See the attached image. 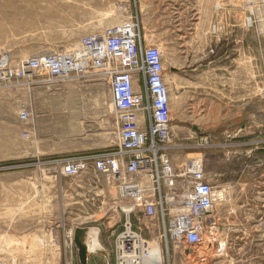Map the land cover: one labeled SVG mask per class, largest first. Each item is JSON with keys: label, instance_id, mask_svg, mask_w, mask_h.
I'll use <instances>...</instances> for the list:
<instances>
[{"label": "rangeland", "instance_id": "rangeland-1", "mask_svg": "<svg viewBox=\"0 0 264 264\" xmlns=\"http://www.w3.org/2000/svg\"><path fill=\"white\" fill-rule=\"evenodd\" d=\"M192 1L47 0L41 5L48 3L50 13L27 16L21 12L23 1L0 0V51L14 59L65 52L81 36L137 19L144 42L161 49L166 68L171 160L180 164L200 159L213 181L220 177L217 172L234 168L246 174L248 182V174L264 173V161L249 166L237 161L243 157L233 142L264 140L263 39L250 41L249 48L229 33L217 40L210 34L216 32L215 25L208 37H200L199 17L190 7L204 10L206 2ZM224 1L212 2L214 15ZM153 18L160 32L153 30ZM209 43L213 48L201 52V45ZM23 108L31 114L24 122L18 117ZM117 133L108 78L102 71L52 83L0 87V264H80L72 240L76 227L99 228V242L108 253V259L92 255L87 264H114L113 242L125 218L121 209L132 202L120 197L112 179L92 169L65 176L54 161L115 149ZM230 175L233 172L227 174L233 179ZM246 181L238 186L214 182L227 197L215 204L214 226L200 244L188 248V254L178 248L167 251L160 221L147 218L142 208L131 214V222L151 245L156 241L162 247L163 264H264V230L231 228L238 215L232 211L242 205V198L253 195ZM215 213L223 214L218 218ZM238 238L251 242L239 245Z\"/></svg>", "mask_w": 264, "mask_h": 264}, {"label": "built area", "instance_id": "built-area-1", "mask_svg": "<svg viewBox=\"0 0 264 264\" xmlns=\"http://www.w3.org/2000/svg\"><path fill=\"white\" fill-rule=\"evenodd\" d=\"M10 55L0 51V87L58 82L86 75L89 70L102 71L108 78L117 147L61 157L54 164L65 176L92 169L112 179L120 197L132 202L121 209L125 218L113 242L114 264L152 260L151 244L130 219L137 208L147 218L160 221V237L167 251L178 248L184 252L202 242L215 224L211 213L219 202L218 186L200 159L184 161L178 167L171 160L166 68L161 49L144 42L137 19L81 36L69 52L38 53L24 59ZM261 96L264 98V87ZM30 115L23 108L18 117L24 122Z\"/></svg>", "mask_w": 264, "mask_h": 264}, {"label": "crops", "instance_id": "crops-1", "mask_svg": "<svg viewBox=\"0 0 264 264\" xmlns=\"http://www.w3.org/2000/svg\"><path fill=\"white\" fill-rule=\"evenodd\" d=\"M209 1H211L210 4ZM213 1L214 0H205L206 4L204 10L198 5L191 4L190 7L191 10L194 7V12L199 17L196 23L198 24L200 37H208L209 34L208 30L210 29L211 31L212 26L215 25L216 32L215 33L210 32V34L212 37L213 36L215 38L217 37L218 38L217 40H219L218 35L223 37L224 33H229L234 38L239 39L237 41H241L243 44L244 42H246L247 47L249 48V45L252 41L256 40V38H261L263 39L262 47L264 50V9L261 8L264 7V1L257 2L256 0H226L223 2V5L220 7L221 9H219L220 13H216L215 15L212 5ZM154 12L156 13V10L155 11L153 10V13ZM245 14H247L248 17H245ZM247 18H249L250 21H247ZM252 18H254L255 20H253ZM160 29H161L160 25L157 23L156 19L153 18V30L160 32ZM170 31L171 29L169 28L168 32ZM203 32L206 33L204 34ZM207 44L201 45L200 47L201 52H203L206 48L211 47L212 45V43H209V45ZM243 52H245L244 49ZM247 52L250 53V51ZM232 86H234L233 82H232ZM9 94H11L10 96L12 98L14 97V93H9ZM262 141L264 140L252 139L248 142L234 141L233 144L235 145L236 148H238L236 152L243 157L237 159V161H244L248 163L247 166H249V163L252 161H264V143ZM244 156L246 157L244 158ZM173 163L177 167L181 164V163L179 164L177 161H173ZM231 169H226V170L224 169L217 172L216 175H219L220 177H218L216 181H213L212 178L211 180L215 183L221 182L222 183L221 185H224V183L229 184L230 182H232L233 184L236 183L235 184L236 186H238L237 184L246 181L247 179L246 174L242 172L237 174L234 168ZM232 172L233 175L230 176H233V179H228L227 174L229 175V173ZM261 182L264 184V173L248 174V182L246 181L244 183H247L246 188H251L250 186H252L253 195L249 196L246 199L242 198L241 199L242 205H239L237 209L232 211L233 214H238V215L237 217L233 218L234 220L232 221L231 228L237 230H247V229L264 230V185L261 186L260 184ZM248 183L249 184L252 183V185H248ZM257 183L260 185H258ZM221 214L223 213H217V214L215 213L216 216L218 215L217 216L218 218L220 216L222 217ZM212 215L214 216V212L212 213ZM237 241L239 245H249L251 239L249 240L244 238H238Z\"/></svg>", "mask_w": 264, "mask_h": 264}, {"label": "water", "instance_id": "water-1", "mask_svg": "<svg viewBox=\"0 0 264 264\" xmlns=\"http://www.w3.org/2000/svg\"><path fill=\"white\" fill-rule=\"evenodd\" d=\"M73 243L77 249L80 264H87L89 258L95 254H101L108 259L107 251L100 245L99 228L76 227L73 231ZM188 254L189 251L186 250Z\"/></svg>", "mask_w": 264, "mask_h": 264}, {"label": "bare ground", "instance_id": "bare-ground-1", "mask_svg": "<svg viewBox=\"0 0 264 264\" xmlns=\"http://www.w3.org/2000/svg\"><path fill=\"white\" fill-rule=\"evenodd\" d=\"M23 1L25 3V7L22 8L21 12L23 15H27V16H31L33 15V13H37V12H46V13H50L52 11V8L50 7V5L47 3L46 7H43L41 5L42 1H47V0H20ZM16 9H18V7L16 6ZM126 23V22H125ZM120 25V24H118ZM118 25H114V26H118ZM110 27V26H109ZM95 34V33H93ZM78 43V42H77ZM77 45L75 47H71L68 49L67 52L71 51L72 49L76 48ZM40 53H51V52H40ZM38 54V53H37ZM36 55V54H35ZM11 56V55H10ZM32 56V55H31ZM12 57V56H11ZM29 57V56H28ZM24 59V58H23ZM111 101V100H110ZM72 116H75L74 113H72ZM226 192V191H225ZM216 195L219 198V202L224 201L225 200V193L223 191V189L218 188L216 190ZM213 213V212H212ZM211 213V214H212ZM159 234V233H158ZM157 237V236H156ZM1 245V244H0ZM6 247V246H5ZM3 250V249H2ZM10 250V249H9ZM13 250V249H12ZM11 250V251H12ZM16 251V250H15ZM9 256L12 259V262L15 261L14 257L12 256V252H8ZM154 254V257H153ZM151 255H152V260L153 263L155 264H163L164 262V257H163V252H162V247L156 242H153V245H151ZM152 260L151 261H144V264H152Z\"/></svg>", "mask_w": 264, "mask_h": 264}]
</instances>
